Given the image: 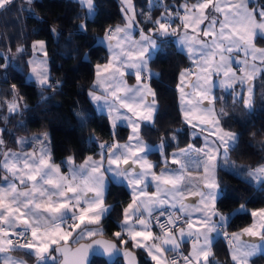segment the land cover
Listing matches in <instances>:
<instances>
[{"label":"snow or ice","instance_id":"1","mask_svg":"<svg viewBox=\"0 0 264 264\" xmlns=\"http://www.w3.org/2000/svg\"><path fill=\"white\" fill-rule=\"evenodd\" d=\"M13 3L0 0V11L11 10ZM32 3L26 0L30 11ZM77 3L82 21L96 15L95 0ZM122 5L124 23L104 29L101 41L109 55L94 66L88 91L96 107L107 112L110 140L92 135L89 140L98 149L94 155L77 163L72 154L58 164L47 132L17 137L11 129L0 128V264H28L24 256L34 258L35 264H93V256L106 257L109 264L116 257L139 264L134 249L146 254L148 264H221L213 251L219 235L229 240L232 264H250L264 254V208L252 210L255 221L240 232L225 231L232 215L247 208L240 204L234 212L220 210L226 185L217 169L243 167L240 175L264 187V163L240 166L230 159L241 134L226 127L229 113L216 108L224 97L215 89L230 90L234 101L254 111V82L264 76V0H146L147 11L138 9L134 0H122ZM156 9L160 11L154 16ZM141 22L149 27L141 28ZM78 29L86 32L87 23ZM168 38H175L192 62L181 70L177 90L182 120L192 138L202 139L199 147H179V128L161 135L155 145L142 134V127H155L159 105L149 81L159 74L150 64L158 52L166 54L163 42ZM31 49L29 78L42 90L55 91L61 81L51 75L46 41H33ZM27 51V46L17 45L15 53L11 46L0 52L5 82L13 62ZM129 75L135 84L127 83ZM9 92L12 99L0 101L8 113L0 116L5 124L29 108L16 84ZM42 99H47L43 93ZM77 116L87 119L81 112ZM121 122L130 129L123 143L116 134ZM18 125L26 128L23 121ZM5 133L13 136L19 150L7 146ZM172 143L176 148L169 152ZM154 148L160 155L157 161L149 159ZM111 182L125 185L131 199L122 208L119 230L112 239H103L102 222L114 211L106 203ZM185 244H190L187 252Z\"/></svg>","mask_w":264,"mask_h":264},{"label":"trees","instance_id":"2","mask_svg":"<svg viewBox=\"0 0 264 264\" xmlns=\"http://www.w3.org/2000/svg\"><path fill=\"white\" fill-rule=\"evenodd\" d=\"M134 2L138 9L144 8L147 11L146 0ZM174 2L179 3L181 0ZM95 3L96 15L87 21L78 18L83 10L77 0H33L31 11L26 0H14L11 10L0 11V52H7L9 46L13 53L17 45L28 48L27 53L22 57L18 56L9 68L7 82L0 74V89L3 90L0 92V101L12 99L10 85L16 84L24 102L29 105L23 115L10 116L7 124L0 121V128L11 129L17 137L47 130L55 161L72 154L76 155V161L87 155H94L98 149L89 140L92 135L101 140L111 138L107 113L95 109L88 91L94 76V66L105 62L108 57L106 46L100 37L104 35L106 27L123 24L124 18L121 0H95ZM159 11L160 9L154 10L153 15H158ZM81 22L87 23L86 32L78 29ZM140 25L141 28L149 27L143 22ZM53 26L57 29L55 33L51 31ZM36 39L46 41L51 75L61 81V86L55 91L42 90L34 80L28 78L26 61L32 51L31 44ZM163 48L166 54L158 52L150 64L151 69L159 74L149 81L159 105L155 127H142V134L149 143H156L161 135L166 136L169 130L179 128L182 131L178 133V145L182 147L188 144L190 135L180 114L176 84L181 70L189 65L190 60L177 47L174 38L166 39ZM85 53H88L87 57ZM215 92L224 97L217 102L216 108L224 107L229 113L226 127L241 134L238 146L230 153V159L240 166L255 167L263 163L264 147L261 142H264V76L258 75L254 82L255 109L252 112L245 109L239 100L234 101L230 90L217 88ZM42 93L47 99H42ZM78 112L87 117L86 121L77 116ZM2 115H8L6 108H0V116ZM18 121H23L26 128L20 127ZM116 134L119 140H125L128 128L118 125ZM4 138L8 147L16 146L13 136L5 133ZM175 148L176 144L172 143L167 151ZM151 155L159 157L157 151H153ZM243 171V167L238 170L223 165L217 169V177L226 185V198L218 205L220 210L227 214L234 212L240 204H245L247 208L245 212L232 215L225 228L228 232L250 223V212L264 206V187L239 174ZM129 199V192L123 184L110 183L106 203L114 205V211L102 222L106 237L113 238L112 233L119 230L117 221L121 219L122 208ZM134 250L140 264H148V258L143 252ZM213 251L221 264H232L228 255V241L223 235L214 240ZM24 258L29 261L34 259L28 256ZM92 261L93 264H109L98 256H94ZM251 262L264 264V254L253 257ZM111 264L123 263L118 258Z\"/></svg>","mask_w":264,"mask_h":264},{"label":"crops","instance_id":"3","mask_svg":"<svg viewBox=\"0 0 264 264\" xmlns=\"http://www.w3.org/2000/svg\"><path fill=\"white\" fill-rule=\"evenodd\" d=\"M120 25H123V24H120ZM140 27H141V25H140ZM143 28V27H142ZM134 35H135V37L138 39L139 38V35H138V32L137 33H134ZM103 37V35L100 37V40H101V38ZM36 40H43V39H36ZM35 41V40H34ZM45 41V40H44ZM174 41H175V38H174ZM103 43V42H102ZM175 43H176V41H175ZM105 46H106V44L105 43H103ZM176 45H177V47L180 49V50H182L181 49V47L176 43ZM106 49H107V46H106ZM183 51V50H182ZM107 52H108V50H107ZM184 52V51H183ZM185 53V52H184ZM186 54V53H185ZM37 55H39V54H37ZM108 55H109V53H108ZM187 55V54H186ZM32 57V51H31V54H30V56L28 57V60L30 59ZM104 63V62H103ZM100 64H102V63H100ZM190 66H192V62L190 61V63H189V65L188 66H186L185 68H188V67H190ZM233 67H240V65H238V64H236V63H234L233 64ZM184 68V69H185ZM94 77H95V71H94V76H93V79H92V82H91V87H92V84H93V80H94ZM28 78H29V71H28ZM127 83L129 84V85H132V84H135L136 83V81H135V77L134 76H131V75H129L127 78ZM33 80V79H32ZM179 83V77H178V81H177V84ZM177 84H176V88H177ZM91 89V88H90ZM179 92H178V90H177V100H178V106H179V109H180V114H181V107H180V100H179ZM93 103V102H92ZM93 105H94V107H95V109L97 110V111H100V112H105V113H107L106 111H101V110H99L97 107H96V105L93 103ZM181 117H182V115H181ZM119 125H122V126H126L127 128H128V126L125 124V123H123V122H121ZM188 130H189V135H190V129H189V127H188ZM129 131H130V129L128 128V133H129ZM41 132H43V131H41ZM41 132H38V133H41ZM34 134V133H33ZM32 134H30V135H22V136H31ZM127 137H128V134H127ZM125 140H127V138L125 139ZM123 142H125V141H123ZM202 139L201 138H192L191 137V135H190V141L188 142V143H194L197 147H199L201 144H202ZM122 143V142H121ZM187 145V144H186ZM185 145V146H186ZM185 146H182V147H185ZM181 147V148H182ZM11 148H13V149H15V150H19L18 149V147H17V145L16 146H12ZM173 150H175V149H173ZM172 150V151H173ZM153 151H156L155 149H153ZM158 153V152H157ZM159 154V153H158ZM91 155V154H90ZM69 156V155H68ZM88 156V155H87ZM65 157H67V156H65ZM65 157H63L60 161H55L56 163H61V161L65 158ZM84 159V158H83ZM83 159L82 160H80V161H76L77 163H81L82 161H83ZM149 159H151V160H153V161H157V160H159L160 159V157H157V158H155V157H153L151 154H150V156H149ZM264 163V162H263ZM62 171H67V169L66 168H63L62 167ZM196 173L194 172L193 173V175H195ZM125 186V185H124ZM125 188L128 190V192H129V189L125 186ZM150 191H152V190H154V189H152V188H150L149 189ZM130 195V194H129ZM130 199H131V197H130ZM130 199H129V201L128 202H130ZM127 202V203H128ZM127 203H126V205H127ZM125 205V206H126ZM256 209H258V208H256ZM256 209H254V210H256ZM255 221V219H254V217H252V221L250 222V223H248L247 225H245V226H243L242 228H240V229H238V230H235V231H232V232H228L226 229H225V231H227L228 233H234V232H240L243 228H245V227H248V226H250L251 224H253V222ZM219 236H221V235H219ZM219 236H217V237H219ZM216 237V238H217ZM215 238V239H216ZM245 239H247V237H245ZM227 241H228V243H229V240L227 239ZM71 242V241H70ZM190 249V244H185L184 245V250H185V252H187L188 250ZM141 251V250H140ZM143 252V251H142ZM143 254L146 256V254L143 252ZM16 255H19V254H17L16 253ZM228 255H229V258H230V246L228 245ZM147 257V256H146ZM148 258V257H147ZM25 259V258H24ZM216 259L217 260H219L220 262H221V260L218 258V257H216ZM26 260V259H25ZM231 260V259H230ZM27 262H29L28 264H30V262L31 261H29V260H27ZM250 264H254V263H252V262H250Z\"/></svg>","mask_w":264,"mask_h":264},{"label":"water","instance_id":"4","mask_svg":"<svg viewBox=\"0 0 264 264\" xmlns=\"http://www.w3.org/2000/svg\"><path fill=\"white\" fill-rule=\"evenodd\" d=\"M103 239H112V238H109V237H106V236H104V237H102ZM88 241H81V243H87ZM71 243V242H70ZM73 247H77L78 245H75V244H73L72 245ZM134 251V253H135V257H136V259L139 261V257H138V254H137V252L135 251V250H133ZM94 257V256H93ZM93 257H91V259L93 258ZM98 257H102V258H104L107 262H108V260H107V258L106 257H103V256H98ZM118 258H120L121 260H122V263L123 264H127V260L125 259V258H123V257H116L114 260H116V259H118ZM113 260V261H114ZM112 261V262H113ZM111 262V263H112ZM109 263V262H108ZM139 264H140V262H139Z\"/></svg>","mask_w":264,"mask_h":264},{"label":"rangeland","instance_id":"5","mask_svg":"<svg viewBox=\"0 0 264 264\" xmlns=\"http://www.w3.org/2000/svg\"><path fill=\"white\" fill-rule=\"evenodd\" d=\"M122 7H123V5H122V0H121V9H122ZM43 132H47L48 133V131L47 130H43ZM128 135H129V133H128ZM122 143H123V141H126V140H120ZM159 143V141L158 142H156V143H152L153 145H155V144H158ZM155 149V148H154ZM159 157H160V155H159ZM260 208H264V206H262V207H260ZM259 209V208H258ZM255 219V218H254ZM228 245H229V243H228ZM29 263V262H28ZM30 264H35V260L33 259L31 262H30Z\"/></svg>","mask_w":264,"mask_h":264},{"label":"built area","instance_id":"6","mask_svg":"<svg viewBox=\"0 0 264 264\" xmlns=\"http://www.w3.org/2000/svg\"><path fill=\"white\" fill-rule=\"evenodd\" d=\"M172 255H173V254L170 253V254H169V258H171Z\"/></svg>","mask_w":264,"mask_h":264}]
</instances>
